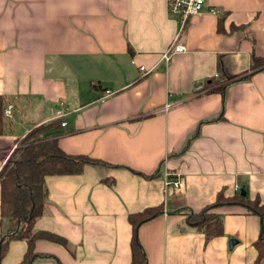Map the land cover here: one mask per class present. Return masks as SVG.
I'll use <instances>...</instances> for the list:
<instances>
[{
    "label": "crops",
    "instance_id": "obj_1",
    "mask_svg": "<svg viewBox=\"0 0 264 264\" xmlns=\"http://www.w3.org/2000/svg\"><path fill=\"white\" fill-rule=\"evenodd\" d=\"M178 31L167 0H0V95L14 106L0 152L59 119L63 151L110 164L45 178L47 208L34 227L67 246L37 239L45 257L32 264H129V215L157 206L137 232L147 264L256 260L258 215L217 207L223 234L208 242L186 215L241 187L264 204V72L196 90L264 57V0H205L178 37L185 50L166 60ZM176 176L179 188L168 187ZM10 227L0 216V237ZM26 249L11 241L0 264Z\"/></svg>",
    "mask_w": 264,
    "mask_h": 264
},
{
    "label": "trees",
    "instance_id": "obj_2",
    "mask_svg": "<svg viewBox=\"0 0 264 264\" xmlns=\"http://www.w3.org/2000/svg\"><path fill=\"white\" fill-rule=\"evenodd\" d=\"M259 71L264 72V57L253 55L250 72L247 74L228 81L210 78L204 82L203 88L206 92L222 91L228 82L248 79L254 72ZM6 103H8L6 98L0 95V135L5 133L6 118L2 115V108ZM60 134L61 121L55 119L33 126L23 138L16 140L12 150L0 152V216L1 220L9 219L11 222V227L0 237V260L6 253L9 243L17 239L25 240L27 243V249L17 264H32L35 259L44 256L34 250L37 239L44 238L67 246L62 237L34 227L36 220L47 208L45 178L49 175L80 174L89 164L110 165L88 155L66 153L58 144ZM222 205L242 206L248 212L259 216L261 234L254 242L257 258L252 264H264V204L258 199L251 200L248 196H241L240 192L228 198L219 194L214 203L198 212H189L186 221L203 232L205 242H208L223 234L222 215L215 210ZM161 212L162 208L157 206L129 215L133 228L129 264H147L145 251L138 239V228Z\"/></svg>",
    "mask_w": 264,
    "mask_h": 264
},
{
    "label": "built area",
    "instance_id": "obj_3",
    "mask_svg": "<svg viewBox=\"0 0 264 264\" xmlns=\"http://www.w3.org/2000/svg\"><path fill=\"white\" fill-rule=\"evenodd\" d=\"M205 0H167V7L169 12L177 19L179 23V31L177 36L174 38L171 46L169 47L167 53L163 55L164 59L169 58V54L175 52H182L185 50V46L178 42V37L180 33L184 30L188 20L197 14H199L204 7ZM143 69V68H141ZM196 90H204L203 84H199ZM14 106L11 103H6L2 108V115L5 118H10L13 114ZM65 122H61V126H64ZM168 187L178 189L180 186V178L178 176L173 178H168L165 183ZM239 190L238 186L236 187Z\"/></svg>",
    "mask_w": 264,
    "mask_h": 264
},
{
    "label": "water",
    "instance_id": "obj_4",
    "mask_svg": "<svg viewBox=\"0 0 264 264\" xmlns=\"http://www.w3.org/2000/svg\"><path fill=\"white\" fill-rule=\"evenodd\" d=\"M240 195L241 196H246V191L244 187H241L240 189ZM236 242V240L234 238H231L229 241V247H232V245Z\"/></svg>",
    "mask_w": 264,
    "mask_h": 264
}]
</instances>
